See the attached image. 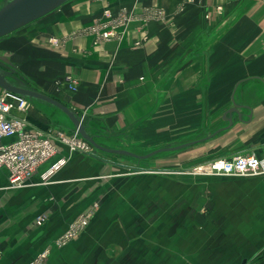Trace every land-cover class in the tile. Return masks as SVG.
<instances>
[{
    "label": "crops",
    "instance_id": "1",
    "mask_svg": "<svg viewBox=\"0 0 264 264\" xmlns=\"http://www.w3.org/2000/svg\"><path fill=\"white\" fill-rule=\"evenodd\" d=\"M147 7L162 9L163 18L130 21L116 40L96 43L80 33L106 9L117 15L122 10L141 13ZM218 8L224 13H217ZM0 70L10 83V77L16 78V86L67 107L100 146L90 143V153H70L58 145L57 155L23 189H6V172L0 171V192H16L0 197V264H29L45 248L51 251L48 264L81 261L82 247L95 239L99 225L113 213L114 230H123L120 245L130 256L135 257L136 245L142 246L143 261L160 263L163 258L151 249L160 241H150L145 233L150 218L137 230L138 238H132L128 231L134 227L126 225L135 219L122 227L117 222L120 206L112 200L118 193H134L136 163L164 166L183 147L171 146L173 141L209 133L217 116H226L227 123L213 133L229 134L233 117L242 129L264 126V0H69L0 39ZM247 70L251 76L241 78ZM68 75L76 79V91L65 84ZM27 99L30 107L24 117L34 128L67 134L77 130L58 106ZM231 101L237 104L232 107ZM211 137L201 141L213 144ZM247 153L264 155V140L252 142ZM61 159L65 165L43 183L41 174ZM142 203L144 213H151L150 202ZM127 210L132 214L134 205ZM88 211L93 218L87 229L64 248L56 247L55 239ZM39 216L46 218L41 225ZM110 237L111 244L119 245L116 236ZM93 259L98 264L102 255ZM244 260L249 263L243 258L240 264Z\"/></svg>",
    "mask_w": 264,
    "mask_h": 264
},
{
    "label": "rangeland",
    "instance_id": "2",
    "mask_svg": "<svg viewBox=\"0 0 264 264\" xmlns=\"http://www.w3.org/2000/svg\"><path fill=\"white\" fill-rule=\"evenodd\" d=\"M11 1L0 0V10ZM216 11L224 13L222 8ZM245 72L239 76H251V70ZM9 79L16 85V78ZM236 104L235 101L230 103L232 107ZM225 117H215L209 124V133L185 135L173 141L171 146L183 147L172 157L167 156L164 166L136 163L134 193H118V198L112 200V204L120 206L117 222L124 228L134 227L133 231H128L132 238H138L137 230L145 218H150L145 233L151 237L150 241H160V245L151 249L163 258L153 264H240L243 258L249 259L248 264H264V174L227 176L207 169L211 162L219 159L255 154L247 151L252 142L264 140V126L242 129L241 122L233 117L234 125L229 134L211 132L227 123ZM207 137L214 139L213 144L201 141ZM150 175L152 178L144 181ZM10 193L16 192H0V197L6 199ZM143 201L150 202L151 213H144L140 206ZM131 205H134L132 214L127 210ZM159 208L165 212L157 213ZM116 218L114 213L106 215V222L95 231V239L80 251V256L86 260L81 258L71 264H93V256L100 254L102 259L98 264H149L139 257L144 247L136 245L133 257L130 250L120 245L123 230H114ZM133 219L134 224L125 226ZM112 235L118 238L119 245L111 244Z\"/></svg>",
    "mask_w": 264,
    "mask_h": 264
},
{
    "label": "built area",
    "instance_id": "3",
    "mask_svg": "<svg viewBox=\"0 0 264 264\" xmlns=\"http://www.w3.org/2000/svg\"><path fill=\"white\" fill-rule=\"evenodd\" d=\"M164 14L162 9L152 7L144 8L137 14L122 10L117 15L106 9L91 26L82 29L80 33L94 37L96 43L109 42L118 39L122 29L130 21L147 23L161 20ZM53 43L57 44L58 40H53ZM64 82L72 91L77 90L76 79L71 75L66 76ZM29 107L30 103L23 95L6 90L0 95V171L6 172L8 184L5 188L9 190L28 187L34 175L57 155L58 145L67 146L70 153L92 151V145L82 138L78 130L67 134L61 130L46 132L34 128L24 117ZM65 163V159L52 163L41 174L43 183L47 184L50 176ZM207 169L211 173L227 176L262 175L264 155L248 154L219 159L211 162ZM92 218V211L79 215L55 239L54 245L61 249L76 240L87 229ZM45 219L44 216H39L38 225L43 224ZM50 252V248H45L29 264H47Z\"/></svg>",
    "mask_w": 264,
    "mask_h": 264
},
{
    "label": "water",
    "instance_id": "4",
    "mask_svg": "<svg viewBox=\"0 0 264 264\" xmlns=\"http://www.w3.org/2000/svg\"><path fill=\"white\" fill-rule=\"evenodd\" d=\"M69 0H13L10 3L6 4L4 8L0 10V39L9 36L10 34L16 32L17 30L49 15L63 4ZM1 60L10 67L14 65L6 57H2ZM0 87L3 90L14 92L20 95L28 97H35L38 99H43L48 101L64 112L72 119L75 123L78 132L80 135L91 143L95 147H99L97 143L89 137L84 130L82 121H80L76 115L70 111L67 107L59 103L58 101L42 95L40 93L31 91L29 89H24L19 86L13 85L8 81V74L2 73L0 70ZM248 261L244 260L241 264H247Z\"/></svg>",
    "mask_w": 264,
    "mask_h": 264
}]
</instances>
